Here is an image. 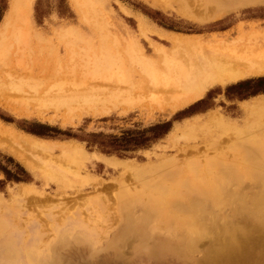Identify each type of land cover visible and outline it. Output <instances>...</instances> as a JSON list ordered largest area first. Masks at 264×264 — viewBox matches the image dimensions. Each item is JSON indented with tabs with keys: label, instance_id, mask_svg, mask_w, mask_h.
Listing matches in <instances>:
<instances>
[{
	"label": "rangeland",
	"instance_id": "1",
	"mask_svg": "<svg viewBox=\"0 0 264 264\" xmlns=\"http://www.w3.org/2000/svg\"><path fill=\"white\" fill-rule=\"evenodd\" d=\"M166 1L169 2L167 8L153 0H75L74 3L72 0H33L28 17L18 15L3 28L12 0H0V165L28 180H7L0 171V221L9 223L14 231L17 227L26 229L20 241L13 235L23 251L33 245L34 225L44 238L48 237L53 246V259L45 264H264L263 213L259 214L246 203L252 199L264 200V186L248 183L253 178L252 173L244 174L247 181H242L239 189L230 178L223 177L225 184L220 186L224 189L222 203L213 207L208 201L201 206L200 212L194 214L197 233L188 238L186 235L192 232L183 228H162L165 226L162 222L157 228L146 222L149 219L142 220L143 208L132 203L131 194L141 192L143 178H136L130 172L122 174L121 170L105 163V160H114L145 166L158 164L163 159L183 158L195 159L197 165H203L205 157L211 158L215 154L211 150L203 152L206 132L212 131L220 140L224 148L221 152H226L236 138L229 133L219 138L215 130L220 126L208 121V115L218 116L226 125H240L249 118L242 111L245 104L264 96V93L250 96L257 88L254 84L240 92L233 91L229 96L226 93L230 85L264 75L225 86H212L200 99L185 107H177L174 98L179 92L176 93L178 90L172 85L144 89L138 62L129 60L130 52L132 59L143 55L157 60L161 57L157 50L167 54L176 51L171 50L175 47L172 40L178 38L187 42L184 49L177 48L180 51L177 54L186 61L185 56L193 43L194 47L196 42H232L238 34L264 31V0H217L229 5L216 8L205 4L214 13L204 18L198 17L204 11L199 0ZM182 5L192 15H183ZM140 23H146L141 25L143 29H140ZM102 55L120 60L124 75H118L121 71H117L111 79L106 77V71L112 72L110 69L117 67L106 65L109 68L103 69L105 65L96 63ZM83 96L90 100H83ZM201 100L193 110H188ZM47 101L49 104L45 103ZM58 101H67V104H58ZM176 116L181 119L173 121ZM167 121H172V126L164 137L125 157L100 153L96 148H87L85 142L64 135L40 138L24 131L27 127L45 125L82 138L92 133L120 136L123 131L144 129ZM189 124L202 129L196 130L195 134L188 131L187 136V132L181 134L183 127ZM5 132L6 137H2ZM26 136L54 147L79 146L85 159L80 157V166L70 165L75 171L80 167V178L89 176L95 184L76 185L60 192L50 183L44 187L46 200L34 198L39 196L33 194L29 198H10L9 194L20 185L43 188L42 180L8 149L21 153L20 140ZM227 136L230 137L228 140ZM24 156L37 164L47 159L60 161L57 148L47 154L24 152ZM238 166H235L236 175L244 163ZM18 167L24 170V175ZM212 186L215 184L205 187L204 192L209 193ZM86 200L90 204H86ZM93 206L97 208L95 212L91 209ZM12 214H21V219H11ZM179 214L177 221H186L191 213L182 211ZM92 217L100 219L98 223L102 230L100 247L96 250L86 239H71L85 233V222L92 224ZM60 220L64 224L59 226ZM16 221L18 225H14ZM131 221L137 222L140 232L131 226L127 231ZM48 227L52 231L49 232ZM58 229L56 235L64 232L72 235L68 236L67 242L60 243L59 236H53ZM7 254H10L7 250L0 252V264H7ZM23 256L21 253L18 260L27 264Z\"/></svg>",
	"mask_w": 264,
	"mask_h": 264
},
{
	"label": "bare ground",
	"instance_id": "2",
	"mask_svg": "<svg viewBox=\"0 0 264 264\" xmlns=\"http://www.w3.org/2000/svg\"><path fill=\"white\" fill-rule=\"evenodd\" d=\"M73 1L75 0H72V2ZM153 1H155V3H159L164 8H167L169 4V2L166 0ZM199 1L202 4L201 7H203L204 9L203 13L198 15V17L201 18H204L205 16L209 17V15H212V13H214V10H212L211 7L210 9L205 4L213 5V7L216 8L221 6H224L226 8L229 5H224V3L217 0ZM32 3L33 0H12V5L3 28L7 27L6 24L9 21L14 20L18 15H21V17H28L32 11ZM231 3L233 4V1ZM180 11L183 15H192L190 10L184 5L181 6ZM205 12H207V14ZM145 24L146 23H140V27H142L141 25ZM148 27L149 26H147V28ZM140 29H143V27ZM228 41L229 40L219 42L214 41L215 43L213 44L212 42H210V44L202 43L203 45L199 42H196L194 47L193 43L192 46H190L191 51L188 48L189 54L185 56L186 61H183L182 59L184 58L177 54L178 52L180 53V51H177V48H183L184 45L187 44V42L178 38H173L172 40V44L174 43L173 46L175 47H173L171 50H176L174 53L171 54L169 52V54H167L162 50L156 49L158 54H161L160 59L151 60L143 55H137L135 59H132L134 58L133 55L129 56L130 54H133L131 52L128 57L129 60H133L132 62H138L141 73V86H143L144 89H158L159 86V88H164L172 85L173 87H175V89L178 90L176 91V93L179 92L174 98L175 102L177 103V107H185L188 104L200 99L204 95L206 90L212 86H225L226 84L235 83L249 77L264 75L263 30L262 32L255 31L246 34H238V36L234 38L232 42ZM197 43L200 45H197ZM181 48L179 50H181ZM183 54L185 55V53ZM177 57H180V59ZM98 61L100 62L96 63H99V65L101 66L105 65L102 68L106 70L109 68V66L110 68L117 67V69H110L113 74L112 72H108L105 70L107 72L106 74H108V76L106 75V77H110V79L117 74V71L119 72L123 68L121 67L123 65L121 64L120 60L109 58L106 55H102L101 59H99ZM111 74L112 76H109ZM121 74L122 71L121 73H118V75ZM123 75L124 74H122V76ZM84 97L85 96H83L82 98L83 100H90L85 99ZM86 98L88 97L86 96ZM48 101L45 103H48ZM52 101L54 102L53 99ZM59 103L67 104V101H58V104ZM176 103L174 104L175 106ZM242 111L243 114L248 116L249 118L245 119V121L240 125H226L223 123L225 121L218 118V116L208 115V121H214L217 125L220 126L216 127L217 130H215V132L218 133L219 138H221V136H225L226 133L233 134L236 138H234L235 143L229 145L226 152H221V149L224 148L221 147L222 143L220 142V140H218V138L213 135L212 131L206 132L207 139L203 142V152L211 150L214 151L215 154L211 158L205 157V159L203 160V165H201L200 163L199 165H197L195 159H187V161L183 158H173L165 160L163 159L160 160L158 164H147L145 166H136L134 164L128 165L114 160H105V163L108 166L119 169V172L121 170L122 174L130 172L131 175L136 178H143V180L140 179L142 182V184L140 185V190L137 189L141 192H135L134 194H131L132 203L143 208L142 210L144 212V215L142 220L149 219V221L146 220V222H149L151 224L153 223L156 225V227L158 223L161 224L162 222L165 225L162 228L166 229H169L167 227L170 226H175V228L177 227V229L183 228L189 232H192L188 233L190 235H186L188 236V238H190L197 233L194 214L200 212L201 206L208 201L213 207H218L222 203L224 198V189L220 186L225 184L223 177L230 178L233 185H235V187L239 189L241 187L242 181L246 179H244L243 177L245 176L244 174L249 172L250 174H253L252 180L248 181L249 184L255 186H264V96H262V98H259V100L255 99L251 103H246ZM199 128L201 127H196L195 125L189 124V126L186 125V127H183L184 130H181V134L187 132V136L189 135L188 131L195 134L196 130H200ZM177 132L178 131L173 134L174 138L177 136ZM208 135L210 136L208 137ZM2 137H6V132L5 135H2ZM229 138L230 137L228 136L226 137L227 140ZM20 147L22 148V150H20L21 153L11 148L8 149L12 150L10 151V153H12L27 169L34 172L35 175H37V177L42 180L43 188L40 187V189H38L31 185H20L19 188L16 189V191L9 194L10 198L15 196L19 198H29L33 194L40 197L39 198L33 196L34 198L46 200L47 195L44 192V187L49 186L50 183H53L56 190L60 192L61 190L64 191L65 189L70 187L73 188L76 185L79 187H86V185H88L90 182L91 184H95L92 183V178H90L89 176L80 178L78 172L80 167H77L78 171H75L70 165V163H74L77 166H80L78 161L82 162L81 158H84L82 149L77 145L75 146L72 144H65L54 147L53 145L39 142V140L33 141L26 136L25 138H21ZM55 148L60 151L59 162H53L50 160L48 161L47 159V161L45 160L37 164L35 163V161L27 159L24 156V152H37L41 154H47L49 152H52ZM241 162L244 163V167L241 168V172L236 175L235 166H238ZM208 178L209 181H205ZM214 184L215 186H212L213 188L211 191L209 190V193L204 192L203 189H205V187H210ZM143 195H146V198H144L145 196L143 197ZM98 203L99 202H97V204ZM246 203H248L252 207V209L259 211V214L263 213L262 218H264V200L259 202L258 200L256 201L252 199ZM86 204L90 203H88L87 201ZM91 209L95 212L97 208L94 207ZM182 211H189L191 213L189 214V219L186 221H177L180 216L179 213H181ZM19 215L21 214H18V216L13 215L12 217H10L11 219H17L18 221L21 219ZM86 219L87 218H85V220ZM90 219H92V224H86V221L84 225L85 233H82V235L80 236L73 237L71 234L66 235L67 232L56 235V233H59V229L53 236H59L60 243H64L66 240H68V236H72L71 239H74L75 241L79 239H86L87 242L91 243L92 249H99L101 240L99 233H101L102 231L98 223L100 219L98 217H92ZM116 220L118 222V219ZM17 221L14 225H18ZM63 224L64 222L61 221V223H59L58 225L60 226ZM130 226L133 227L135 231L140 232L141 230V227L135 221H131V224L128 226L127 231H129ZM33 228V245L27 247L23 251V248L19 247L15 243L13 235H17L15 240L20 241L26 229L17 227V229L14 231L9 223L0 221V252H5L6 250L10 252V254H7V264H22L21 261L18 260V258L21 256V253H24L23 258L27 264H41V262L45 264L52 262V244L50 243V241H48V237H43V234H41V232L35 225L33 226ZM44 230L45 228L43 229V231ZM48 231H52V228L48 227ZM1 237H3V239ZM193 239H190L191 242L194 241Z\"/></svg>",
	"mask_w": 264,
	"mask_h": 264
},
{
	"label": "trees",
	"instance_id": "3",
	"mask_svg": "<svg viewBox=\"0 0 264 264\" xmlns=\"http://www.w3.org/2000/svg\"><path fill=\"white\" fill-rule=\"evenodd\" d=\"M254 84L257 86L256 90L251 92L250 96H256L259 93H264V77L246 80L242 82H238L234 85H230L226 88V93L228 96L233 91L240 92L244 90L246 87ZM239 95V94H238ZM237 95V96H238ZM246 97H241V99H245ZM201 101L196 102L192 106L189 107V111L193 110L196 105H198ZM185 113V112H184ZM184 113H180L183 115ZM179 115V114H178ZM179 115V116H180ZM181 119L180 117H175L173 121ZM6 122H10L9 120L2 119ZM172 121H167L163 123L154 124L150 127L144 129H136V130H127L123 131L120 136L117 135H105L102 133H92L87 135L86 138H82L80 136L71 134L68 131H61L54 127H47L45 125H35L34 127H27L24 131L28 134L40 137L47 138L55 135H64L68 139L74 138L78 139L81 142H85L87 148H96L100 153L106 155H116L118 157H125L129 153H133L135 151L146 149L151 143L161 139L164 137L171 129ZM21 173L24 175L25 172L21 167H18ZM0 171L4 174L7 180H13L15 182H26L25 176H20V174H14L5 169L0 165Z\"/></svg>",
	"mask_w": 264,
	"mask_h": 264
}]
</instances>
